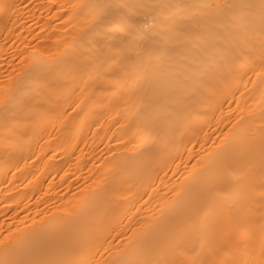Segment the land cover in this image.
Masks as SVG:
<instances>
[{
	"label": "bare ground",
	"instance_id": "1",
	"mask_svg": "<svg viewBox=\"0 0 264 264\" xmlns=\"http://www.w3.org/2000/svg\"><path fill=\"white\" fill-rule=\"evenodd\" d=\"M0 264H264V0H0Z\"/></svg>",
	"mask_w": 264,
	"mask_h": 264
}]
</instances>
